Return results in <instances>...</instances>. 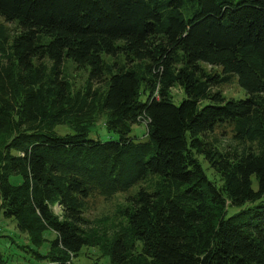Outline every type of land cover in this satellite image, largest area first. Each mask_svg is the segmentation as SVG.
I'll use <instances>...</instances> for the list:
<instances>
[{"label":"trees","instance_id":"obj_1","mask_svg":"<svg viewBox=\"0 0 264 264\" xmlns=\"http://www.w3.org/2000/svg\"><path fill=\"white\" fill-rule=\"evenodd\" d=\"M0 19V215L36 260L264 264V0H0ZM234 80L245 98L215 91ZM101 120L118 139L91 137ZM137 186L101 241L89 200Z\"/></svg>","mask_w":264,"mask_h":264},{"label":"rangeland","instance_id":"obj_2","mask_svg":"<svg viewBox=\"0 0 264 264\" xmlns=\"http://www.w3.org/2000/svg\"><path fill=\"white\" fill-rule=\"evenodd\" d=\"M0 23H4L0 19ZM10 32L15 35L17 33V27L14 24H6ZM205 69L209 72L219 71V69L212 68L205 65ZM65 73L75 83L77 87H82L86 81L87 74L84 71L76 70L75 66L66 61ZM215 91H221L227 98H245L246 93L241 89L237 81H233L227 85L215 88ZM174 101L179 104L185 97L183 90L180 87H176L172 91ZM105 120H101L92 129V138H101L103 141H109L111 138L118 139V136L109 134L105 128ZM59 134L65 135L72 133L67 127H58ZM147 132L145 125H135L134 135L145 138L144 134ZM223 132V131H221ZM216 131L215 133L208 135V139L213 143L224 147L222 145H228L231 141V136L221 134ZM224 133V132H223ZM200 162L211 180H217L220 182V177L215 174L214 170L210 167L208 162L200 158ZM16 180V179H13ZM140 189L137 186L129 194H116L112 198H93L89 200V212L86 216L92 222L91 230L96 231L101 241L107 242L111 238L117 235L120 226H125L126 218L124 212L130 207V203L127 201L129 196H133ZM126 209V210H125ZM56 214H61L59 206L53 207ZM237 209L230 208V213L236 212ZM48 239L53 238L49 233L46 234ZM29 247L33 248L29 241L27 233L21 232L16 221L12 219H6L3 215H0V256L6 261L7 264H45L35 259V255L30 251ZM49 245L45 244L39 251L41 253H47ZM72 264H111L110 259L103 253L100 248H88L84 247L81 255L78 258L71 260Z\"/></svg>","mask_w":264,"mask_h":264},{"label":"built area","instance_id":"obj_3","mask_svg":"<svg viewBox=\"0 0 264 264\" xmlns=\"http://www.w3.org/2000/svg\"><path fill=\"white\" fill-rule=\"evenodd\" d=\"M58 206V205H57Z\"/></svg>","mask_w":264,"mask_h":264}]
</instances>
